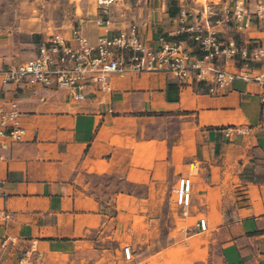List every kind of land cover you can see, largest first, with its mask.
Listing matches in <instances>:
<instances>
[{
	"label": "crops",
	"instance_id": "1",
	"mask_svg": "<svg viewBox=\"0 0 264 264\" xmlns=\"http://www.w3.org/2000/svg\"><path fill=\"white\" fill-rule=\"evenodd\" d=\"M249 12L257 21L235 40L259 51L250 72L264 80V0H250ZM137 26L151 47L162 36L187 41L192 58L203 55L170 6L164 14L151 12ZM84 28L91 41L105 34ZM216 28L220 34L227 31ZM9 65L0 60V71ZM110 85V92L87 94L81 101L64 90L15 92L13 86L0 85V98L17 100L25 129L23 141L5 149L0 145V213L10 216L6 221L0 216V239L16 243L2 252L1 264H11L6 253L23 252L32 243L44 264H57L73 253L102 222L101 204L86 192L90 178L107 176L128 185L138 176L152 180L154 170L136 164V144L156 139L136 133L158 115L176 117L171 150L181 148L184 166L197 163L188 215L194 225L203 215L216 231L209 245L219 247L211 256L218 264H264V88L235 80L213 95L205 84L181 85L166 73L111 77ZM162 150L159 146L157 153ZM118 196L113 193L108 203H116Z\"/></svg>",
	"mask_w": 264,
	"mask_h": 264
},
{
	"label": "rangeland",
	"instance_id": "2",
	"mask_svg": "<svg viewBox=\"0 0 264 264\" xmlns=\"http://www.w3.org/2000/svg\"><path fill=\"white\" fill-rule=\"evenodd\" d=\"M239 1H243L250 22L257 21L249 12L250 0H114L106 9L97 8L95 0H0V60L10 64L28 60L33 57L37 42L45 43L51 35L67 40L72 28L93 26L95 18H108L116 27L140 25L151 12L164 14L170 6L185 28L203 26L206 7L217 4L233 11ZM215 9L217 15L208 22L218 40L237 37L232 24H216L222 12ZM214 27H224L227 31L220 34ZM177 132L175 116L158 115L136 133L137 137L166 140L136 144V164L138 168L154 170L152 180L143 182L138 176L137 183L128 185L107 176L90 178L86 192L101 204L102 222L57 264H218L211 254L219 245H209L216 231L208 229L200 233L194 227L195 221L189 215L182 217L173 203L178 173H189L196 182L193 171L197 169V163L184 166L180 147L171 150L170 143H175ZM159 146L162 153H157ZM96 169L99 171L97 166ZM118 192L121 196L116 197L117 202L109 204L110 196ZM194 233L197 235H191ZM125 247L132 251L131 261L123 256ZM21 254L6 253V261L16 264Z\"/></svg>",
	"mask_w": 264,
	"mask_h": 264
},
{
	"label": "built area",
	"instance_id": "3",
	"mask_svg": "<svg viewBox=\"0 0 264 264\" xmlns=\"http://www.w3.org/2000/svg\"><path fill=\"white\" fill-rule=\"evenodd\" d=\"M113 2L95 0L99 9H106ZM215 8L222 12L216 24H232L236 35L245 32L251 24L243 1L236 2L233 11L217 4L206 7L203 26L190 25L182 30L203 53L200 57H191L187 41L167 40L161 36L157 39V47H151L141 40L135 23L114 30L110 19L95 18L93 28L105 31V34H97L91 41L87 29L77 26L72 28L67 40L51 35L45 43L37 42L33 57L1 70L0 85L13 86L15 92L64 90L76 101L83 100L87 94L110 92L111 77L151 73H166L181 85L205 84L213 95L231 88L235 80L264 88L263 75H252L250 72V65L260 60L259 51L239 44L233 37L220 41L211 31L208 19L217 15ZM24 136L17 100L0 98L1 147L5 149L8 145L19 143ZM2 160L0 156V162ZM192 186L190 175L178 174L173 203L182 217L189 214L192 205ZM0 216L3 221L10 219L4 212ZM262 219L264 222V215ZM195 226L200 233L209 229L205 217L197 219ZM15 244L12 240L0 239V264L2 252ZM123 256L126 261L132 260L129 247L123 249ZM43 258L36 244L32 243L22 252L16 264H36L43 262Z\"/></svg>",
	"mask_w": 264,
	"mask_h": 264
},
{
	"label": "trees",
	"instance_id": "4",
	"mask_svg": "<svg viewBox=\"0 0 264 264\" xmlns=\"http://www.w3.org/2000/svg\"><path fill=\"white\" fill-rule=\"evenodd\" d=\"M172 15H174V13L171 12Z\"/></svg>",
	"mask_w": 264,
	"mask_h": 264
},
{
	"label": "bare ground",
	"instance_id": "5",
	"mask_svg": "<svg viewBox=\"0 0 264 264\" xmlns=\"http://www.w3.org/2000/svg\"><path fill=\"white\" fill-rule=\"evenodd\" d=\"M78 13H79V11H78Z\"/></svg>",
	"mask_w": 264,
	"mask_h": 264
}]
</instances>
